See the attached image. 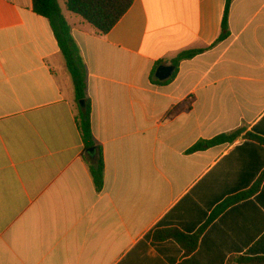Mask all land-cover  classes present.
Segmentation results:
<instances>
[{
  "label": "crops",
  "instance_id": "obj_1",
  "mask_svg": "<svg viewBox=\"0 0 264 264\" xmlns=\"http://www.w3.org/2000/svg\"><path fill=\"white\" fill-rule=\"evenodd\" d=\"M134 0L105 35L62 13L86 69L104 184L82 152L71 78L31 0H0V264H233L264 257V0ZM65 9V8H64ZM202 50L157 83L155 66ZM156 68V69H157ZM160 82V81H159ZM240 131L231 144L190 152Z\"/></svg>",
  "mask_w": 264,
  "mask_h": 264
},
{
  "label": "trees",
  "instance_id": "obj_2",
  "mask_svg": "<svg viewBox=\"0 0 264 264\" xmlns=\"http://www.w3.org/2000/svg\"><path fill=\"white\" fill-rule=\"evenodd\" d=\"M232 1L226 0L221 22V32L216 42L225 40L229 35L228 14ZM62 2L68 13L80 17L86 24L96 30L99 35H105L128 11L134 0H62ZM31 4L32 11L48 21L71 78L77 110L75 121L83 143L82 157L88 166V171L96 191L100 192L104 184V163L101 148L97 146L92 136L90 105L86 96V69L79 49L71 36L70 27L62 13L60 0H31ZM201 52L202 50L185 51L172 60L171 66L174 67V71L168 81L174 77L178 64L181 61L192 59ZM157 66H155V70ZM80 102H83V106H80ZM240 133V131H237L231 134L220 135L209 141L198 142L190 149V152L202 151L219 144L234 143L239 138ZM244 139L264 144V139L251 133L246 134ZM90 149H93V151L89 152ZM262 182H264V173L260 175L250 189L225 199L215 208L209 219L197 233L189 235L177 229L155 230L152 235L153 240L156 242L174 241L181 247L185 255L191 254L196 249L197 239L201 231L223 210L252 197L258 191ZM233 264H264V257H239L234 260Z\"/></svg>",
  "mask_w": 264,
  "mask_h": 264
},
{
  "label": "water",
  "instance_id": "obj_3",
  "mask_svg": "<svg viewBox=\"0 0 264 264\" xmlns=\"http://www.w3.org/2000/svg\"><path fill=\"white\" fill-rule=\"evenodd\" d=\"M173 71H174L173 66L161 65L156 69L154 76L160 82L166 81L172 76ZM80 106H83V102H80ZM92 151L93 149L89 150V152H92Z\"/></svg>",
  "mask_w": 264,
  "mask_h": 264
},
{
  "label": "rangeland",
  "instance_id": "obj_4",
  "mask_svg": "<svg viewBox=\"0 0 264 264\" xmlns=\"http://www.w3.org/2000/svg\"><path fill=\"white\" fill-rule=\"evenodd\" d=\"M60 6H61L63 12H64L65 14H68V13L65 11V9H64V4H63L62 0H60Z\"/></svg>",
  "mask_w": 264,
  "mask_h": 264
}]
</instances>
